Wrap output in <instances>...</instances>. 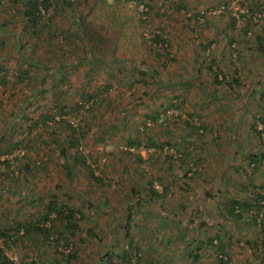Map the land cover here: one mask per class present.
<instances>
[{
    "label": "rangeland",
    "instance_id": "374dc122",
    "mask_svg": "<svg viewBox=\"0 0 264 264\" xmlns=\"http://www.w3.org/2000/svg\"><path fill=\"white\" fill-rule=\"evenodd\" d=\"M67 1L41 11L32 32L22 4L0 0V147L25 152L0 163V223L26 222L49 201L69 205L84 213L76 258L35 235L4 253L16 263L103 264L129 231L144 264H223L215 235L231 264H264L253 220L264 160L251 157L262 149L253 124L264 133V18L232 25L233 11L264 12L263 0H228L234 9L217 14L227 0ZM70 127L103 185L73 162ZM135 140L142 162L126 153ZM150 180L169 187L164 197ZM231 193L253 204L240 217L228 212Z\"/></svg>",
    "mask_w": 264,
    "mask_h": 264
},
{
    "label": "trees",
    "instance_id": "16d2710c",
    "mask_svg": "<svg viewBox=\"0 0 264 264\" xmlns=\"http://www.w3.org/2000/svg\"><path fill=\"white\" fill-rule=\"evenodd\" d=\"M12 5L14 4H22V16L25 19V27L30 28L32 32H35L39 26L40 20H41V11H46L48 12L49 9H53L57 4H65L68 3L67 0H8ZM73 1V0H71ZM70 1V2H71ZM139 2V1H137ZM226 6L228 5L229 1H225ZM215 9V8H214ZM234 20V21H233ZM232 25L234 26L235 19L232 18ZM249 29V26L245 28ZM259 41H261L259 38ZM153 41L155 43H160L164 40L161 39L160 35H155L153 38ZM258 47H260L262 50H264V40L259 42ZM216 63V61H213ZM3 67H1L0 70ZM211 69V72L213 74L212 81L216 83H220V80L218 78V74L220 72V69ZM5 72L3 73L2 77V82L4 83L6 80L5 77ZM89 98H93L92 95L89 96ZM90 102V101H89ZM85 104V103H84ZM93 104V101L91 104L87 107L90 108L92 107L91 105ZM84 107V106H83ZM261 121H263V117L259 118ZM36 126L37 123H34ZM256 124H253L252 130L254 133L257 135V138L262 145V149L258 152V154L252 155V160L254 162H259L261 160H264V133L263 131L255 129ZM196 130H200L203 132L202 127L199 125V127H194ZM80 132L78 133V129L75 127H70V138H69V147H73L75 150L73 152V162L75 164H79L83 166L86 171L88 172L89 176L98 184V185H103L104 180L95 174V170L90 167L89 165V157L87 154L82 153L79 145V135ZM8 147H15V145L11 142H9ZM129 146H127L126 153L130 154L133 156V159L136 162H142L143 158L140 156L138 151L140 147H142V142L141 140H135L133 142L128 143ZM17 147V146H16ZM15 147V148H16ZM133 148L134 150H130ZM21 149L18 148L15 153L11 155H8V153L11 150L4 149V147H0V155L3 153H6L7 157L4 160H1V162H5L6 165L9 166V163L13 161V159H17L16 157H21L23 158L25 156L24 154L20 155L17 153V151ZM145 149H147L145 147ZM66 150L62 147V149L59 150L60 157L65 156ZM25 158V157H24ZM28 163L25 164V167L28 168V164L30 161H27ZM67 174H69V170L67 171ZM159 182L163 183V178L161 177L158 178ZM163 191H159L156 187L153 186V181H149V191L150 193L154 195H158L161 197H164L166 193L169 190V187L165 184L162 185ZM137 191L136 189L133 188V191ZM33 199V198H32ZM264 200V196L256 193L254 196V201L255 205L251 204L248 201L244 200H239V199H230L227 204L229 206V213L231 215H234L236 217H240L242 214V211L244 210H250L251 206L253 205L254 209V214H253V220L256 224L260 225L261 232L263 235V248H264V215L262 214V218L259 221L258 217L260 213L262 212L263 206L261 205V201ZM30 202H32L30 200ZM84 215L83 212L79 210L73 209L71 206L66 205L64 203H58L56 201H49L46 205V208L44 211H42L39 214H31L28 221L19 223L15 225L14 227L12 226H7V225H2L0 223V241L2 242V247H0V264H39L36 258H32L31 261L28 263H16L12 259H10L5 253L3 247H8L10 248V243H16L20 240H22L25 237L30 238V235L32 236H39L43 237L46 241L53 242L55 246H62L64 245L65 248H68L67 253H63V251H59L61 257L68 258V259H75L76 258V251L73 248V242H74V235H76L79 225L78 221L80 218H82ZM130 216L128 215V220H127V226L129 225L130 222ZM1 219V218H0ZM15 235V236H14ZM125 236L128 238V245L125 248L121 249V252L117 251L113 255H116V260L112 259L111 256H107L105 260H103L102 256H100V260L102 261L103 264H144L143 259L141 256V253L138 251L136 246L134 245V237L131 235L129 231H126ZM217 240L216 243H214V240ZM211 246L214 247L219 254L222 256H225V259H220L221 262H224V264H229L231 262V258L226 254L225 252V246L222 243L221 239L217 238H211L210 240ZM55 261V260H54ZM55 263H57L55 261Z\"/></svg>",
    "mask_w": 264,
    "mask_h": 264
},
{
    "label": "built area",
    "instance_id": "2783aa9c",
    "mask_svg": "<svg viewBox=\"0 0 264 264\" xmlns=\"http://www.w3.org/2000/svg\"><path fill=\"white\" fill-rule=\"evenodd\" d=\"M249 1H251V0H249ZM232 2H234V1H232ZM142 6V5H141ZM234 9V6H232L231 5V3L230 4H228L227 6H224V5H221V6H219L218 8H215V9H213L210 13H212V14H217V13H221V12H224V9ZM240 14H235V12L233 11L232 12V14L235 16V20L237 21V22H239V17H240V15L243 17V18H248V20L249 21H251V22H253V23H256V22H258V21H260L261 19H263L264 18V12H261V11H255L254 9H252L251 7H249V8H244V9H240ZM90 102H92V101H90ZM91 103H89V104H84V106L85 107H88L89 105H90ZM130 150H134L133 148H131ZM17 153L18 154H20V155H22V154H24V150L23 149H19L18 151H17ZM12 156V155H11ZM7 157V155H1L0 156V161L1 160H4L5 158ZM261 205L263 206V208H264V200H262L261 201ZM262 212L260 213V215H259V217H258V220L260 221L261 220V218H262ZM219 254V253H218ZM218 258L219 259H225L226 257L225 256H222L221 254H219L218 255ZM223 264H224V262H222ZM229 264H231V263H229Z\"/></svg>",
    "mask_w": 264,
    "mask_h": 264
},
{
    "label": "crops",
    "instance_id": "0c3cea01",
    "mask_svg": "<svg viewBox=\"0 0 264 264\" xmlns=\"http://www.w3.org/2000/svg\"><path fill=\"white\" fill-rule=\"evenodd\" d=\"M263 2H264V0H263ZM248 21H249V20H248ZM250 24H251V23H250ZM226 192L229 193L228 190H227V191L225 190V193H226ZM228 197H229L230 199H238V198H239V196H238L237 194H235V193H231V196H228ZM244 201H246V200H244ZM229 227H230V226H229ZM214 238H217V239H218V238H221V237H220L219 235H215ZM215 241L217 242L216 239L214 240V242H215ZM229 257L232 258V256H229Z\"/></svg>",
    "mask_w": 264,
    "mask_h": 264
}]
</instances>
